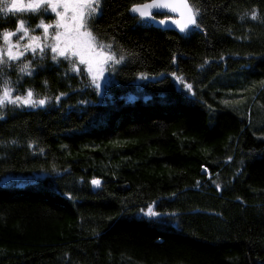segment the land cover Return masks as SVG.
<instances>
[{"label": "trees", "instance_id": "1", "mask_svg": "<svg viewBox=\"0 0 264 264\" xmlns=\"http://www.w3.org/2000/svg\"><path fill=\"white\" fill-rule=\"evenodd\" d=\"M146 1L103 0L125 60L102 91L50 52L3 66L13 96L52 99L0 107V264H264V0H188L182 33L129 14ZM39 18L0 11V32Z\"/></svg>", "mask_w": 264, "mask_h": 264}, {"label": "snow or ice", "instance_id": "2", "mask_svg": "<svg viewBox=\"0 0 264 264\" xmlns=\"http://www.w3.org/2000/svg\"><path fill=\"white\" fill-rule=\"evenodd\" d=\"M180 3L187 11L188 15L186 20L179 21L181 26V32L190 28L189 26L201 29V23L198 22L201 18V9L193 8L189 5L188 0H180ZM103 0H13L11 7L0 9V11L12 12V11H28L39 18V23L35 25V29H30L27 25V21L20 19L17 22L15 30L9 31L4 29L0 32V76L3 73V66H11L8 62L18 61L25 57V54L31 52L33 55L40 54L41 58H45L48 53H51V60L55 63H61L62 60L69 61L72 64V70L75 72H82L83 69L77 68V61L81 65H85L87 72L92 77V84L97 90L101 87L99 81L103 77V73L106 70L105 65L110 61H114L116 64L125 60V56L121 54L117 59L114 53H106L104 51L105 45L98 40L99 29L96 26V19L98 14L102 12ZM176 7L174 2H168V0H151L150 3L133 4L130 11L133 14H138L142 20L151 19L155 21V16L152 15L151 10L157 9H172ZM54 15L53 19L48 22L44 19L45 15ZM157 15H167L165 12H157ZM249 15V13H245ZM251 19L256 20L258 18L257 9H253L250 13ZM241 19L244 17L241 16ZM161 25L167 23L162 19L157 21ZM36 29H40L39 35L32 34ZM26 40V43L21 44V41ZM112 45H107L108 49H111ZM175 61V57H173ZM207 63V61H206ZM32 61H27L19 68L21 73L32 76L31 70ZM203 67V66H201ZM176 76L175 73H172ZM141 79H146L147 74L140 73ZM181 83L184 81L181 78ZM10 79L5 78L3 81L2 92H0V107L5 105V102L16 106L24 105L31 106L33 108L37 106L46 105L47 101L52 99L51 97L44 96L41 99H33L34 92L31 88L27 89L25 95H16L13 97L12 93L15 89L10 87ZM47 85V80L44 81ZM185 88L192 92V85L185 84ZM66 92L60 93L55 97L57 101L62 96H66ZM4 116L3 112H0V119ZM2 143V142H0ZM12 143H16L15 140ZM31 146V144L29 145ZM231 159V158H229ZM92 185L99 186L100 180L93 179ZM199 183V182H198ZM217 185V189H219ZM141 211H144L141 209ZM147 215L155 216L157 213L152 211V206H148Z\"/></svg>", "mask_w": 264, "mask_h": 264}, {"label": "water", "instance_id": "3", "mask_svg": "<svg viewBox=\"0 0 264 264\" xmlns=\"http://www.w3.org/2000/svg\"><path fill=\"white\" fill-rule=\"evenodd\" d=\"M150 2H151V0L146 1V2H142V3H137V4H144V3H150ZM168 2H174L175 3L176 7L174 10H172V9H162V10L152 9L151 13L153 16H155V21H153L151 19H148L146 21H150L155 28L162 29V30H171V31H175L178 33H182L180 23H178V22L182 21V20H186L188 13L185 10V8L182 6V4L180 3V0H168ZM131 7L132 6H130V8L128 10L129 14L132 17H139L138 14H133L130 11ZM158 11L165 12L170 16H168V17L156 16L155 14ZM162 19L166 20L167 23L161 25L160 23L157 22V21L162 20ZM189 28L191 29L193 27L189 26ZM186 30H188V29H186ZM5 181H7V179Z\"/></svg>", "mask_w": 264, "mask_h": 264}, {"label": "rangeland", "instance_id": "4", "mask_svg": "<svg viewBox=\"0 0 264 264\" xmlns=\"http://www.w3.org/2000/svg\"><path fill=\"white\" fill-rule=\"evenodd\" d=\"M0 2H3L4 4H5V6H7V7H11V4H12V2H13V0H0ZM27 2V0H25V3ZM54 18V15H48V20H46V22H48L50 19H53ZM33 29H35V27L33 28ZM40 32H41V30L40 29H36L35 30V32L34 33H32V34H35V35H39L40 34ZM0 43H2V41L0 42ZM21 44H24V43H26V40H24V41H21L20 42ZM104 51L106 52V53H109L106 49H104ZM112 61H110V62H108V64L107 65H105V71H104V73H103V77L100 79V81H99V83H100V85H101V87L99 88V91H102L109 83H110V80H111V77H110V74H109V72H108V67L111 65L110 63H111ZM76 67L77 68H81V69H83V71L89 76V78H90V80H91V82H92V77H91V75L87 72V68H86V66L85 65H81V64H79V62L77 61V64H76ZM0 92H2V91H0ZM12 95H13V93H12ZM14 97V96H13ZM34 99V98H33ZM6 103V102H5ZM31 107V106H30ZM203 171H205V169H203Z\"/></svg>", "mask_w": 264, "mask_h": 264}]
</instances>
